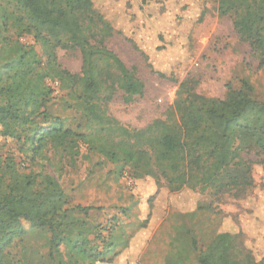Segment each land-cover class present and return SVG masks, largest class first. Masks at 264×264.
I'll return each mask as SVG.
<instances>
[{"label": "trees", "instance_id": "trees-1", "mask_svg": "<svg viewBox=\"0 0 264 264\" xmlns=\"http://www.w3.org/2000/svg\"><path fill=\"white\" fill-rule=\"evenodd\" d=\"M196 1L202 2L200 19L207 0ZM216 3L218 15L231 20L238 40L264 66V0ZM115 32L93 0H0V138L4 144L18 141L20 152H26L24 146L29 144L32 162L48 147L72 162L84 146L87 153L127 166L136 180L150 177L156 185L162 182L169 194L189 189L216 200L223 195L245 196L254 185L252 161L245 155L264 158V101L250 95L251 84L242 79L237 89L227 86L224 96L216 98L195 92L196 82L188 77L179 83L163 118L141 128L123 125L109 113L108 103L118 92L124 102H131L144 94L145 85L136 67H128L107 47ZM22 35H31L41 45L44 61L32 45L19 41ZM57 49L78 50L80 69L62 67ZM47 79L57 80L80 104L86 133L65 128L57 117L45 122L50 117L46 103L53 92ZM193 202V210L185 213L210 207L197 198ZM100 209L71 203L52 174L26 172L13 156L0 154V264H14L10 249L27 233L23 222L29 229H47L51 264H114L133 243L147 241L139 234L148 216L126 233L120 226L91 221L89 212ZM171 228L173 241L184 242V253L195 254V264H264V254L256 256L243 231L230 229L227 223L200 249L188 227Z\"/></svg>", "mask_w": 264, "mask_h": 264}, {"label": "rangeland", "instance_id": "rangeland-1", "mask_svg": "<svg viewBox=\"0 0 264 264\" xmlns=\"http://www.w3.org/2000/svg\"><path fill=\"white\" fill-rule=\"evenodd\" d=\"M93 1L117 31L108 39L107 47L128 67L135 66L145 85L144 94L131 102H124L118 92L108 103L109 113L123 125L141 128L163 118L177 96L179 83L188 77L196 82L195 92L216 98L224 96L227 86L237 89L246 79L252 86L250 95L264 101V66L258 65L249 47L238 40L231 20L218 15L216 0L203 3L206 12L200 19L202 2L196 0ZM19 41L32 45L41 61L45 60L41 45L31 35H22ZM56 55L65 69H80L78 50L57 49ZM153 69L169 75L160 77ZM47 83L53 92L46 103L50 117L45 122L52 123V117H57L65 128L86 133L80 104L59 87L57 80L47 79ZM19 146L18 141L4 144L0 138L1 155L13 156L26 172L52 174L71 203L101 207L89 212L94 223L117 225L131 233L148 216L147 226L139 234L148 239L146 245L133 243L116 257L117 264H195V254L184 253V242L173 241L171 226L180 224L191 230L197 249L227 223L230 229L243 231L247 246L256 256L264 254V158L254 153L245 155L252 161V189L243 197L223 195L216 200L189 189L169 194L162 182L156 185L150 177L136 180L127 166L87 153L84 146L72 162L51 147L32 162L28 158L32 147L26 144V152H20ZM196 198L210 207L185 213L193 210ZM23 225L26 235L10 249L14 264H51L47 259V229H29L26 222ZM102 234H106L104 230Z\"/></svg>", "mask_w": 264, "mask_h": 264}, {"label": "crops", "instance_id": "crops-1", "mask_svg": "<svg viewBox=\"0 0 264 264\" xmlns=\"http://www.w3.org/2000/svg\"><path fill=\"white\" fill-rule=\"evenodd\" d=\"M148 240V239H147ZM147 241L144 243V246L146 245ZM129 255V252L127 253ZM138 259V257H136ZM129 259V258H128ZM117 260V258H116ZM114 264H117L116 262H114Z\"/></svg>", "mask_w": 264, "mask_h": 264}]
</instances>
